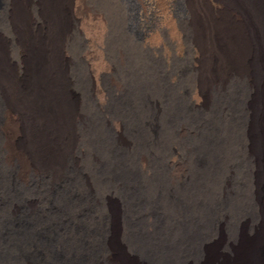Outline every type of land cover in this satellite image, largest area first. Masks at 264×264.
<instances>
[{
	"label": "bare ground",
	"instance_id": "bare-ground-1",
	"mask_svg": "<svg viewBox=\"0 0 264 264\" xmlns=\"http://www.w3.org/2000/svg\"><path fill=\"white\" fill-rule=\"evenodd\" d=\"M224 1L232 46L215 24L179 88L131 82L98 26L80 58L100 116L53 50L73 34L52 0L3 1L0 264H264V0Z\"/></svg>",
	"mask_w": 264,
	"mask_h": 264
},
{
	"label": "rangeland",
	"instance_id": "rangeland-1",
	"mask_svg": "<svg viewBox=\"0 0 264 264\" xmlns=\"http://www.w3.org/2000/svg\"><path fill=\"white\" fill-rule=\"evenodd\" d=\"M3 1L6 2L0 0V8L5 4ZM23 1L26 0H15V5L20 7ZM194 1L190 9L187 0H52L54 20L66 24L73 34L71 43L62 35L58 41L54 39L53 50L65 56L69 88L76 94L79 105H84L85 114L102 115L90 107L93 100L86 93L92 83L81 60L94 52L98 37L104 36L106 52L122 64L131 82L157 86L163 83L173 88L183 85L184 70L199 67L202 52L199 45H203L205 52L213 50L215 24L217 37L229 49L236 11L224 0ZM244 32L243 27L238 28L236 36L240 44L246 39ZM190 97L194 102L198 99L193 91Z\"/></svg>",
	"mask_w": 264,
	"mask_h": 264
}]
</instances>
